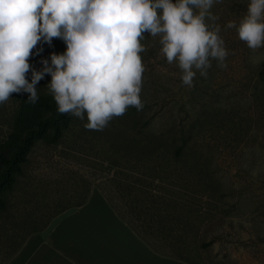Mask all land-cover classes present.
<instances>
[{
  "label": "rangeland",
  "instance_id": "1",
  "mask_svg": "<svg viewBox=\"0 0 264 264\" xmlns=\"http://www.w3.org/2000/svg\"><path fill=\"white\" fill-rule=\"evenodd\" d=\"M249 2L220 0L210 10L218 17L215 24L220 26L219 35L229 51L226 67H218L213 60L206 77L197 72L193 87L184 86L178 64H169L161 52L160 37L145 33L142 43L146 50L140 54L145 68L140 93L142 110L129 107L103 130H88L84 127L86 117L82 121L72 115L70 128L60 141L45 145L37 140L22 166V174L5 195L6 210H0V249L9 240L10 231L18 230L27 215L36 216L40 222L59 210V197L74 185L77 194L89 187L88 197L103 196L104 191L122 215L137 223L136 214L142 215L138 211L141 208L133 209L128 202L133 197L142 208L151 204L144 193L125 185L130 176H137L139 141L156 134L174 139L176 144L187 140L188 147L177 166L195 169L196 165L194 174L201 173L205 187L202 194H196L193 189L177 187L170 179L162 184L163 193L179 191L174 196L187 204L186 217L191 223L186 226L172 221L171 234L165 233L166 240L158 242L160 249L193 264H264V83L259 75L262 62L253 65L246 43L235 29L226 28L230 21L239 23ZM38 47L43 51L29 61L36 70L42 68V59L50 60L51 54L66 51L65 43L56 38L52 48L48 44ZM28 78L30 81V73ZM50 81L51 77L45 76L36 87L49 91L46 86ZM19 96L14 93L0 105V144L8 137ZM113 170H122L121 175L128 174V179L122 184L113 180ZM87 198L67 209H76ZM94 198L80 210L56 215L41 228L43 234L39 238L57 235L56 242L64 249H68L67 245H74L75 249L95 247L101 240L99 235L116 224ZM211 235L216 237L208 244ZM49 242L53 243L52 239ZM0 254L1 259L3 253Z\"/></svg>",
  "mask_w": 264,
  "mask_h": 264
},
{
  "label": "clouds",
  "instance_id": "2",
  "mask_svg": "<svg viewBox=\"0 0 264 264\" xmlns=\"http://www.w3.org/2000/svg\"><path fill=\"white\" fill-rule=\"evenodd\" d=\"M220 0H0V105L15 94H28L35 104L37 85L45 76L60 114L103 130L129 107L142 110L145 71L141 53L144 34L160 37L161 52L176 62L182 85L193 87L197 72L207 76L211 61L226 67L229 55L217 16L210 11ZM235 29L251 50L250 62H264V0H250ZM66 45L36 70L30 64L42 44L53 39ZM29 73L31 79L29 81Z\"/></svg>",
  "mask_w": 264,
  "mask_h": 264
},
{
  "label": "trees",
  "instance_id": "3",
  "mask_svg": "<svg viewBox=\"0 0 264 264\" xmlns=\"http://www.w3.org/2000/svg\"><path fill=\"white\" fill-rule=\"evenodd\" d=\"M263 69L264 62L261 63L259 69V75L261 78L263 77L261 80L264 83V75H262L264 72ZM37 92L39 99L35 104H32L28 100L27 93L20 94L18 97L19 103L16 108L15 119L10 127L8 137L0 144L1 211L6 210L7 198L5 195L9 190H12V187L17 182L18 176L22 174V166L28 161V155L35 142L41 140L45 145L57 143L63 137L64 132L69 130L72 123L71 114H60L58 112L57 105L50 91H45L41 87H37ZM144 130H146V128ZM144 130H141L140 133L144 132ZM138 146L140 157L135 160V162L139 163L135 169L137 170V176H130L131 179L126 182L127 185L125 186L127 188H134L137 193H144L151 207L142 208L132 197L131 202H128L129 205H131L133 209L138 210V208H141V210L139 209L138 211L142 213V215L136 214L137 223H133L116 209L110 201L108 194L104 191L103 196L118 216L155 251L184 261L187 264H193L169 254V252L163 251L160 249L162 248L161 245L158 244L160 240L164 242V239L168 237L167 234H171L170 227L172 221H181L186 226H189L191 223L186 217L188 211H186L185 207H188L187 204L184 201L182 203L178 202L174 196L177 195L179 191L175 190L172 194L163 193L161 192L162 184L167 179H170L171 183L175 184L177 187H184L187 191L193 189L192 192L196 194H202L205 188L203 180L200 177L201 173L198 175L194 174V171L197 169L196 165L195 169L193 167L182 169L177 166L180 158L184 155V150L188 147L187 140H183L181 144H176L174 139L170 141L163 137V135L153 134L150 136L146 135L145 138L139 141ZM171 150L172 155H169ZM111 164L117 165L118 163L112 162ZM113 171H115L112 176L113 180H117V182L121 183L122 180L126 181V179H128L126 178L128 174L125 175V177L121 175L123 174L121 173L122 170L120 173L116 170ZM179 182H182V184L178 185L177 183ZM89 191V187H84L83 191L77 194L74 185L69 191L67 190L63 193L64 195L62 197H59V210H54L46 218L40 219V222L36 221V216L27 215L26 219L18 224V230L10 231L9 240L7 238L8 241L4 242L3 247L0 249V252L3 253L0 264H5L11 259L32 233L41 229L57 214L70 206L79 204V202L83 203L88 197ZM118 191L120 192V190ZM75 196L79 198L75 201L73 199L71 200V198ZM2 226L1 228H3ZM214 236L207 242L208 244L215 239L216 236Z\"/></svg>",
  "mask_w": 264,
  "mask_h": 264
},
{
  "label": "crops",
  "instance_id": "4",
  "mask_svg": "<svg viewBox=\"0 0 264 264\" xmlns=\"http://www.w3.org/2000/svg\"><path fill=\"white\" fill-rule=\"evenodd\" d=\"M93 198L116 224L114 228L104 231L103 236L99 235L101 240L96 238L99 243L95 247L82 246L75 249L74 245H67L68 249H64L56 242L59 241L57 235L49 238V235H45L40 239L39 236L43 234L40 229L32 233L5 264H187L155 251L118 216L104 196L90 195L83 205L61 213L80 210ZM51 239L53 243L49 242Z\"/></svg>",
  "mask_w": 264,
  "mask_h": 264
}]
</instances>
